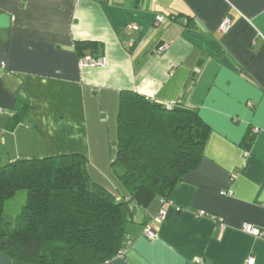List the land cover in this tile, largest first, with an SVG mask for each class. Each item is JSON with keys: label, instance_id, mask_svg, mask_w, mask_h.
<instances>
[{"label": "crops", "instance_id": "obj_1", "mask_svg": "<svg viewBox=\"0 0 264 264\" xmlns=\"http://www.w3.org/2000/svg\"><path fill=\"white\" fill-rule=\"evenodd\" d=\"M82 40L107 63L81 65ZM21 86L33 109L9 131ZM124 90L189 106L211 133L170 198L136 214L111 264H264V236L243 229L264 231V0H0V165L79 152L115 189ZM0 264L29 263L0 251Z\"/></svg>", "mask_w": 264, "mask_h": 264}, {"label": "trees", "instance_id": "obj_2", "mask_svg": "<svg viewBox=\"0 0 264 264\" xmlns=\"http://www.w3.org/2000/svg\"><path fill=\"white\" fill-rule=\"evenodd\" d=\"M97 42L77 41L80 58L88 53L99 57ZM15 95L9 131L33 109L22 86ZM210 133L193 108L177 101L168 107L124 90L113 161L117 187L93 181L88 159L79 152L0 165V251L29 264H111L129 243L128 227L137 208L170 198L200 164ZM19 191L25 192L22 206L6 214Z\"/></svg>", "mask_w": 264, "mask_h": 264}, {"label": "built area", "instance_id": "obj_3", "mask_svg": "<svg viewBox=\"0 0 264 264\" xmlns=\"http://www.w3.org/2000/svg\"><path fill=\"white\" fill-rule=\"evenodd\" d=\"M164 18L162 15L157 16L156 18V22H161L163 21ZM232 26V18L230 16H226L223 21L221 22L219 29L222 32H228L230 30ZM134 28H138L137 25H134ZM165 48V45H162L159 47V51H163ZM80 63L81 65H105L107 63V58L105 56H99V57H95L92 54H85L83 57L80 58ZM175 102H169L167 103L168 107H171ZM166 215V210L164 208L160 209V211L157 213V215L153 216L152 220L155 221H161ZM243 229L246 232L249 233H253V234H257V235H261L264 236V231H261L260 229L254 227L251 224H244ZM143 233L145 236H147L148 238H155L157 236V232L153 229V227L151 226V224H147L144 227ZM200 263H203V260L199 259ZM255 262V258L254 257H249L248 258V263L249 264H253Z\"/></svg>", "mask_w": 264, "mask_h": 264}, {"label": "rangeland", "instance_id": "obj_4", "mask_svg": "<svg viewBox=\"0 0 264 264\" xmlns=\"http://www.w3.org/2000/svg\"><path fill=\"white\" fill-rule=\"evenodd\" d=\"M24 196H25V192L19 191L17 197L11 200V202L9 203V208L5 209L6 214L13 215L22 206L25 198ZM136 214L138 217L142 215L141 208H137Z\"/></svg>", "mask_w": 264, "mask_h": 264}]
</instances>
